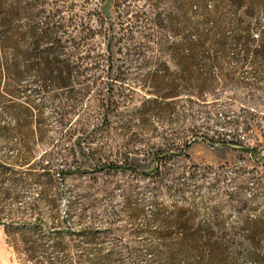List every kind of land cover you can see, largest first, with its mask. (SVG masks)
Segmentation results:
<instances>
[{"label":"rangeland","instance_id":"1","mask_svg":"<svg viewBox=\"0 0 264 264\" xmlns=\"http://www.w3.org/2000/svg\"><path fill=\"white\" fill-rule=\"evenodd\" d=\"M6 1L19 3L25 26L34 19L42 27L49 18L60 25L61 43L55 48L62 60L71 57L72 34L90 54L81 62L83 75L75 79L73 89L49 85L45 93L20 92L13 98V111L6 107L11 97L1 84L0 169L6 161L19 169L17 161L24 144L32 161L53 160L62 167L63 158L68 159L69 149L77 142L75 137L63 139L65 128L60 126L58 113L71 109L68 98L75 94L84 109L79 107L70 117L78 121L77 127L83 125L86 140L92 138L90 152L116 161L126 156L132 170L113 173L108 168L99 169L90 159L92 155L84 161L76 146L84 172H74L58 183L62 196L57 208L40 199L38 183H13L10 179L14 175L3 174L0 209L11 213L27 234L36 230L39 242L33 260L20 256L0 227V264H190V254L176 245L182 234L172 226L175 216L181 217L183 225H209L212 239L227 242L237 254L242 253L247 247L245 220L264 219V150L259 149L254 160L245 150L221 145L220 141H230L236 134L237 139L251 144L255 132H245L243 122L252 116L240 109L257 110L264 125V80L252 86L251 69H238L230 50L221 55L209 84L212 92L203 99L180 97L174 100L175 109L167 112V106L158 110L145 101L152 95L141 88L149 80L155 61L168 59L167 52L157 51V41L166 48L179 38L183 19L197 21L194 9L198 0ZM97 51L103 53L99 64H95ZM147 60L150 62L145 64ZM108 61L112 65L109 71ZM31 79L32 75L22 83ZM109 88L113 89L111 96L130 98L106 124L102 123L97 98L100 92L108 98ZM28 99L35 105L34 119L41 122L44 131L33 129L23 140L15 131L14 109L19 110L20 103ZM233 119L235 126L229 123ZM126 122L130 123L128 130L123 129ZM4 128L12 132L5 133ZM234 128L237 130L231 132ZM156 154L164 159L156 162ZM6 190L16 198H6ZM158 219L167 223L161 230L167 233L163 237L157 235ZM86 229L97 232L93 238L79 234ZM255 240L264 244V234H257ZM238 264L252 263L241 259Z\"/></svg>","mask_w":264,"mask_h":264},{"label":"trees","instance_id":"2","mask_svg":"<svg viewBox=\"0 0 264 264\" xmlns=\"http://www.w3.org/2000/svg\"><path fill=\"white\" fill-rule=\"evenodd\" d=\"M19 9V3L16 1L10 5L6 0H0V87L4 83L5 93L11 97L6 106L11 111L15 106L13 98L20 92L45 93L49 85L57 89L64 86L73 89L75 79L83 75L81 62L90 54L86 50L88 48L84 47L83 43L72 34L70 38L71 57L62 60L59 50L55 48V45L61 43V37H58L60 25L53 23L49 18L42 27H39L38 22L34 19H31L30 23L25 26L19 16ZM184 10L185 13H188V8ZM194 14L198 16V20L193 22L189 18L183 19L184 25L178 28V39L169 42L166 48L159 41L156 43L157 51L167 52L168 59L159 61V63L155 61L156 65L148 73L149 80L146 79L141 88L152 95L145 101L155 104L158 110L163 105L167 106V112H171L175 109L173 106L175 99L183 96L188 98L195 96L198 99H203L211 93L209 84L213 82L211 78L222 60L221 55L230 50L238 69H251L248 73L253 78L252 86L264 80V0H230L229 2L216 0L213 4H209L208 0H198ZM169 29L171 30L173 27H169ZM102 55V52H96L95 61H97L95 64H99V58ZM109 57H111L110 54ZM149 62L147 60L145 64ZM172 65L174 69H171ZM160 66L163 68L161 69ZM111 67V61H108V71ZM30 75H32V81L28 84L27 82L22 83ZM33 85H37L35 89H32ZM129 91L134 90L129 89ZM112 93L113 89L109 88L107 90L108 98L101 97V92L97 98V107L102 112V123H106L111 114L117 112L119 106L124 105L130 98L129 95L116 98L111 96ZM68 99L71 100V109L58 113L60 126L65 128L62 137L67 141L73 140L75 137L77 143L69 149L68 159L67 157L63 158L62 167H57L53 160L32 161L27 154V145L24 144V152L20 154L19 161H17L19 169L16 168V164L13 165L7 161L1 164L0 169V182L6 176L3 174L9 172L14 175L10 179L13 183L20 182L24 185H29L31 182L38 183L41 186L40 199L53 208L59 206L62 196L58 189V183L65 182L67 177L74 172H84V161H87L91 155L90 159L99 169L108 168L109 172L114 171L113 173L118 172V169L132 170L129 158L126 156L125 159L116 161L107 155H94L93 152H90L92 138L86 140L84 138L86 131L83 125L77 127L75 124L78 121L70 117L75 115L79 107L83 109L84 107L75 98V94H71ZM7 101L9 100L7 99ZM18 107L19 110L14 109L17 118L16 133L23 140L34 131L33 129H38L42 133L43 125L39 120L34 119L32 111L35 105L32 100L28 99L25 103H20ZM240 110L250 112L252 116L243 122L245 132H255L253 137H250L252 145L246 144L244 139H237L236 134L230 141L222 140L220 144L245 150L251 158L257 160L259 149L264 150L262 118L255 109L244 107ZM142 113L146 114V112ZM78 115L80 117L81 113L79 112ZM121 115L122 113L118 112V116ZM256 117L259 119L255 122ZM229 123H233L235 126L236 119L229 120ZM129 127V122L124 123V130H128ZM235 130L237 129L234 128L231 132H235ZM4 132H12V129L4 128ZM76 146L84 158V161L79 163L78 157H76ZM262 154L264 155V151ZM51 155L48 153V156ZM158 155L156 154L154 158L156 162L164 159V156ZM4 196L16 198V195L9 190L4 191ZM158 221L161 224L160 232L157 235L163 237L167 233H163L161 230L167 223H163L164 221L161 219ZM172 222H175V225H172L174 229L182 234L176 245L181 252L190 254V264H238L241 259L249 260L252 264H264V244L255 240L257 234H264V219L262 217L256 219L247 217L245 220L247 247L238 254L233 245L212 239L210 237L212 229L209 225H206V228L193 223L183 225L180 216L173 217ZM0 227L15 253L34 259L37 251L36 246L39 242L36 230L33 232L35 235L27 234L21 225L12 219L11 213L1 209ZM96 232L95 229H86L80 231L79 234L93 238ZM168 258L172 259V257Z\"/></svg>","mask_w":264,"mask_h":264}]
</instances>
